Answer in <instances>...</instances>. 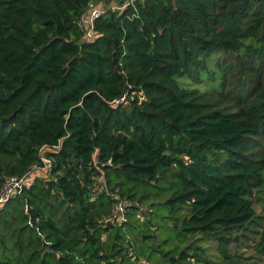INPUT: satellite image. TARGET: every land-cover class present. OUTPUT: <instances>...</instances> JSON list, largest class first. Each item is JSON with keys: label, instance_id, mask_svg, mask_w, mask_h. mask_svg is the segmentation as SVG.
Returning a JSON list of instances; mask_svg holds the SVG:
<instances>
[{"label": "trees", "instance_id": "16d2710c", "mask_svg": "<svg viewBox=\"0 0 264 264\" xmlns=\"http://www.w3.org/2000/svg\"><path fill=\"white\" fill-rule=\"evenodd\" d=\"M124 3L0 0V264L264 257V0Z\"/></svg>", "mask_w": 264, "mask_h": 264}, {"label": "built area", "instance_id": "2783aa9c", "mask_svg": "<svg viewBox=\"0 0 264 264\" xmlns=\"http://www.w3.org/2000/svg\"><path fill=\"white\" fill-rule=\"evenodd\" d=\"M107 8L105 6L100 7H93L87 14V17L84 20L85 27V38L90 40L92 39L93 33V22L97 18L101 17L105 14ZM123 98H121L119 101H114L112 105L118 104L122 102ZM51 150L54 152H57L59 150V146H54L52 148H44L41 149L40 152L44 150ZM42 160V167H36L33 166L29 173L22 177V178H11L5 182L3 187L0 190V204L6 203L11 197H13L15 194H17L22 188H27L30 186L34 178L36 177V173L38 172H46L49 171L50 167V161L45 158H41ZM128 203L126 201H119L118 204L113 209V218L116 221H124V213L125 208L127 207Z\"/></svg>", "mask_w": 264, "mask_h": 264}, {"label": "rangeland", "instance_id": "374dc122", "mask_svg": "<svg viewBox=\"0 0 264 264\" xmlns=\"http://www.w3.org/2000/svg\"><path fill=\"white\" fill-rule=\"evenodd\" d=\"M100 3H103L104 6H113L115 7L114 11H119L121 10L125 3L124 0H99ZM98 3H95L93 6H95ZM202 76H205V74H202ZM216 81H219V77L216 76ZM206 86V88H205ZM213 85L211 86H207L205 83H201V84H196L195 82H188L187 84V88H198L201 92L206 91V92H210L212 89ZM211 103H214L213 101ZM211 105H215V106H219L217 104H211ZM40 176H46L48 177L49 175L46 173L45 175L40 174ZM260 198L261 200H256L254 203V209L256 212V215L259 217V220H257V222H262V217H264V191L262 194L256 195L255 197ZM254 247V240H249V242L245 243L244 246H242V248L240 250H237L236 254L239 257V264H264V257H258L257 254L254 252L253 250Z\"/></svg>", "mask_w": 264, "mask_h": 264}]
</instances>
